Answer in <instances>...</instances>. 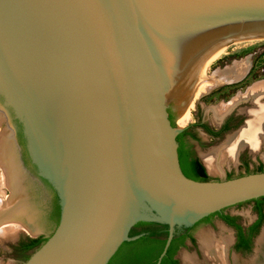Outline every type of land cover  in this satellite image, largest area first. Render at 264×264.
I'll use <instances>...</instances> for the list:
<instances>
[{"label":"water","instance_id":"water-1","mask_svg":"<svg viewBox=\"0 0 264 264\" xmlns=\"http://www.w3.org/2000/svg\"><path fill=\"white\" fill-rule=\"evenodd\" d=\"M252 37L264 0H0V111L61 209L22 264H109L140 221L169 225L161 264L177 226L264 197V170L188 177L177 139L213 51Z\"/></svg>","mask_w":264,"mask_h":264},{"label":"rangeland","instance_id":"rangeland-1","mask_svg":"<svg viewBox=\"0 0 264 264\" xmlns=\"http://www.w3.org/2000/svg\"><path fill=\"white\" fill-rule=\"evenodd\" d=\"M226 52L220 58H218L217 60H215L210 64L209 68L207 69V74H212V72L215 70H221L224 69L225 67L231 66L236 61L240 63L241 62L245 63L247 69L237 81L228 82V83L225 82L221 85L215 86L214 88L210 89L209 91L205 92L203 95H200L193 100V105L191 107V115H192L191 121L187 125L192 126L193 130L198 134L199 138L202 139L201 143L199 140H193L194 142L193 144L195 145L196 154H197L196 156L198 157V159L201 160L204 159L205 155H210V154L213 156H216L217 154H219V156H224V154L226 153L228 142L230 141L229 139H232L233 136L238 133V130H236V132L228 133L221 140L211 141L204 132L203 128L200 126H196V124L201 119L200 117H202V119L205 122H207V124L209 123L211 126L214 127L216 124L220 123L222 121V117L226 115L223 114L224 112L221 113L218 110L219 107L222 106V103L232 101L239 94L245 95L249 91L250 87L251 89H253L256 84L260 82H264V38L229 42L226 48ZM263 95H261L260 97H262ZM260 97L258 98V100L260 99ZM232 109L233 107L230 110ZM249 115L251 118L250 113ZM3 119L4 117L0 122V176H1L0 196L3 195V197L5 196L6 199L9 200V198L11 199L13 193H12V188L10 186L11 176H10L9 168L4 160L5 144L2 136L4 132L8 133V135H12V134L9 132L7 125L5 124ZM262 138L263 139L259 142L258 147L256 149H251L252 151L255 152L254 153L251 152L252 153L251 158L253 160L251 159V161H249V165L248 164L242 165L241 164L242 161L241 159H239L240 150L242 148L244 149V146L248 145V144H244L238 150L237 154L235 155V158L229 160L224 159L220 161L219 165L221 169H217V171H212L207 167L209 169L210 177L212 179H220V178L224 179V178L240 176L250 172L259 171L260 169L264 170V143H263L264 136ZM242 154H247V149L243 151ZM258 157L260 159H258ZM203 161L205 163V159ZM27 170H28L27 179L24 180V182H25V190L30 197L28 202L29 203L28 207L33 212L34 217L36 219L35 222L37 223V225H39L41 229V232L39 234H44L46 235V237H48L49 235H51L54 227V222L50 218L53 193L47 184L39 183L38 181L32 178V175L34 174L35 171L31 165L28 167ZM256 207H257L256 202L251 200L244 202L242 204L231 206L227 209V212L231 214H237L243 222L248 223L249 221H251L256 217L257 215ZM23 218L21 217L11 218V216L10 217L7 216L6 218L0 219V227H1L0 228L1 230L0 231V264H22L23 259L20 258L21 256L16 252L14 246L17 245L21 240L28 238L31 232L35 234L33 229H29V227L24 226L25 222L23 225L20 224ZM11 223L12 224L15 223L14 226L12 225L11 227L10 226ZM3 226L6 227L9 226L10 228L8 227L7 231L6 230L2 231ZM194 231H195V235L198 238V242L201 248L203 247L201 244L202 237L212 238L213 240L215 239V237L217 239H221L224 236L229 237L233 235L232 228L227 226L224 223V221L218 216H214L210 220H204V222L196 226ZM256 248H257V242L256 245L254 246L253 251L245 255L244 259L252 258L256 253L255 251ZM33 251L34 250H31L29 253H32ZM202 251L204 255V250ZM195 252H196L195 248L182 249L180 254L181 257L186 261L188 260L190 264H202V263H198L199 262L198 259L192 260L193 259L192 254H196ZM206 259H205L206 260L205 264H207V262L209 261H213L210 260L209 258ZM233 264H234V260H233Z\"/></svg>","mask_w":264,"mask_h":264},{"label":"bare ground","instance_id":"bare-ground-1","mask_svg":"<svg viewBox=\"0 0 264 264\" xmlns=\"http://www.w3.org/2000/svg\"><path fill=\"white\" fill-rule=\"evenodd\" d=\"M259 38H264V37H252L246 39H239L235 41L253 40ZM228 43H225L224 45L220 46L219 48L213 51L211 56L208 58L204 66L201 68V70L199 71V73L191 83L189 87L188 96H187L180 127L186 126L191 121V116H192L191 107L193 105V100L196 97L203 95L205 92L209 91L215 86L221 85L225 82L228 83L237 80L240 76L243 75V73L247 69L245 63L242 62L240 63L236 61L231 66L225 67L224 69L221 70H215L212 72V74H207V69L209 68L210 64L215 60H217L218 58H220L226 52ZM2 83L4 84V82ZM250 89L247 92V94L245 95L239 94L238 96L236 95L237 97L232 101L222 103V106H220L218 109L219 112L221 113L224 112L223 114H227L226 112H228L232 107H234V105H236L239 101L251 99L255 103L251 109L247 110L252 115L251 119L247 121V125L244 126V128L239 130L240 132L238 131V133L235 134L232 139H229L230 141L228 142V146L226 148V153L224 154V156H219V154L217 153L216 154L218 156L217 155L213 156L211 154L205 155L204 157L205 164L212 171H217V169H221L219 165L220 161L224 159L229 160L235 158V155L237 154L238 150L244 144H248L251 147V149H256L259 145V142L263 139L262 137L264 136V104H259L257 103V101L258 98L264 94V82H260L256 84L253 89L251 90ZM3 117H4L3 120L5 121V116L0 111V122ZM5 133L6 132H4L2 136L5 144L4 160L9 168V172L11 176L10 186L12 188L13 194L11 199L9 198V200H7L5 196L4 198L3 195L0 196V219L6 218L7 216L8 217L11 216V218L24 217L25 219L24 218L23 220L21 219L22 221L20 222V224L23 225L25 222L24 226L29 227V229H33V231L36 233L37 226L34 223V214L28 208L26 202L27 195L25 191V182H24L25 177L18 162L14 139L12 135H8V133L6 134ZM12 223L10 225L11 227L12 225L14 226L15 224ZM8 227L3 226L2 231L5 230L7 231ZM229 237L227 236L226 237L224 236L222 238L220 237L221 239H217L215 237V239L213 240L212 238L202 237L201 238L202 241L201 244L203 246L202 250H204V255L206 256V258H209L210 260H213L218 264H230L227 257L228 246L231 240V237L230 238ZM255 251H256L255 255L250 259H241L236 255L234 257V264H264V230L262 231L261 235L257 240V248Z\"/></svg>","mask_w":264,"mask_h":264},{"label":"flooded vegetation","instance_id":"flooded-vegetation-1","mask_svg":"<svg viewBox=\"0 0 264 264\" xmlns=\"http://www.w3.org/2000/svg\"><path fill=\"white\" fill-rule=\"evenodd\" d=\"M237 80H234V81H237ZM263 100H264V96L260 97V99L257 102L264 104ZM254 104L255 103L251 99L242 100L239 103H237L233 107V109L230 110L224 117H222V121L220 123L216 124L214 127L211 126L209 123L207 124V122H205L202 119V117H200L201 119L196 124V126L202 127L204 132L206 133V135L208 136V138L211 141L221 140L228 133L236 132V130L239 131L240 129L244 128V126L247 125V121L251 119L249 113L247 112V109L248 108L251 109L254 106ZM170 114L172 115L171 112H170ZM172 117H173V115H172ZM251 117H252V115H251ZM16 140H17L18 146L20 147V159H21L22 165L24 166V168L26 170L31 165L35 171L34 173H36L34 165L31 163L29 157L26 154V148L24 145L23 134L21 133V131L17 132ZM193 140H199L200 143L202 142V139L199 138L198 134L193 130V128L191 126L190 129L188 130L187 135H186V154H187V157L189 159L198 158L196 156L197 154H196L195 145L193 144L194 143ZM263 143H264V141H263ZM246 149H247V154H242L243 151H245ZM251 152L254 153L255 151H252L248 145L244 146V149L242 148L240 150V152H239L240 158L239 159H241L242 165L243 164L249 165V161H251V159H252L251 158V154H252ZM258 159H260V158L258 157ZM45 183L48 185L47 181H45ZM51 191H52V189H51ZM252 201L256 202V204H257V207H256L257 215L254 219H252L248 223L243 222L237 214L228 213L227 212V209L229 208L228 207V208L223 209L220 212L213 213V214L203 218L198 223H196L193 227L186 229V231H185L186 235L183 239V242L181 244H179L177 250L173 254V259L176 261V263L177 264H190V262H188V260L187 261L184 260L180 254L182 249H190V248L196 249V252H195L196 254H192V258H193L192 260L198 259L199 260L198 263H202V264L206 263V260L204 259L205 257L203 255L202 248L199 245L198 238L195 235L194 229L200 223L204 222V220H210L214 216H218L219 218H221L224 221V223L227 226H229L230 228H232V230H233V235L230 236L231 240H230V244L228 246V251H227L228 252L227 257H228L229 263L233 264V260H234V257L236 255H237V257L244 259L245 255H247L253 251L254 246L256 245V242H257L260 234L262 233V231L264 229V226H263L264 225V197L253 199ZM240 204H242V203H240ZM259 207H260L261 211H260ZM224 215H230V216L234 217V221L231 222V221L227 220L226 218H224ZM39 236L46 237V235H44V234H39L38 236H33L32 234H30L28 238L21 240L17 245L14 246V249L16 250V252L18 254H20V256H21L20 258H22V245H23V243H28V242H30L31 238H36ZM242 242L246 243L245 247H239V244ZM207 264H218V263L214 262V261H209V262H207Z\"/></svg>","mask_w":264,"mask_h":264},{"label":"trees","instance_id":"trees-1","mask_svg":"<svg viewBox=\"0 0 264 264\" xmlns=\"http://www.w3.org/2000/svg\"><path fill=\"white\" fill-rule=\"evenodd\" d=\"M170 118L173 121V117L170 114ZM191 126H188L182 133L177 137L179 146L180 163L184 173L195 180H209L211 179L205 166L200 162L198 158L189 159L186 154V135ZM27 154V153H26ZM259 171H262L260 169ZM48 183V182H47ZM52 189V209L50 212V218L54 222L53 230L59 223L60 219V204L59 197L56 191L48 183ZM260 209V207H259ZM261 211V209H260ZM224 218L233 222L234 217L230 215H224ZM190 227H176L175 235L171 242V245L164 256L161 264H177L173 259V254L177 250L179 244L183 242L186 235L185 231ZM143 234L140 238L124 242L118 252L111 259L109 264H157L158 258L161 255L169 234V225L161 222L154 221H140L135 224L130 232V235ZM48 237L39 236L31 238L30 242L23 243L22 245V258L27 260L31 253V250L37 249ZM246 243H240L239 247H245Z\"/></svg>","mask_w":264,"mask_h":264}]
</instances>
